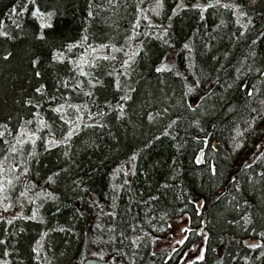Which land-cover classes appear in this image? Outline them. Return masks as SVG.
<instances>
[{
  "label": "trees",
  "instance_id": "16d2710c",
  "mask_svg": "<svg viewBox=\"0 0 264 264\" xmlns=\"http://www.w3.org/2000/svg\"><path fill=\"white\" fill-rule=\"evenodd\" d=\"M228 1L231 2V0H226L222 3H229ZM93 2L100 5L105 4V0H93ZM151 2L155 3L156 0H142L141 7L146 14H149L147 15L153 24L160 28L171 24L168 35L165 37V39L170 38L169 45L164 44L163 40L158 38L160 28L150 29L148 27V21L143 19V14L139 21L140 27L135 29L136 35L130 42H126L125 37L133 34L137 14L136 4L140 3V0H119L118 6L96 8L94 9L96 15L91 18L88 17L89 0H36L41 10L53 12L51 20L47 21L52 27L43 29L40 27L41 21L31 16L32 4L28 5L29 11L26 13L19 16L16 13L9 15L10 8L16 0H0L2 30L16 37L8 39L0 36V54L5 49L14 54L10 63L0 60V96L7 92L11 97L8 99L9 107L0 111V119H3L8 111H11L14 117L19 112L26 118H32L28 115L30 111H39L46 121L53 124L58 138L61 135L59 127L61 121L58 114L53 113L48 107V104L52 102L42 103L40 109L23 104H12V101L20 99L22 94L33 96L34 88L40 84L46 85L48 94L57 96L56 103H63L60 96L65 90L60 87V91L57 92L56 88L59 86L55 84V80L57 76H68L72 65L67 60L63 63L53 62L51 60L52 50L66 43L81 40L84 35H87L88 40L83 41L84 46L73 49L70 55L79 59L83 53L85 59L89 61L93 57H102L110 53L116 56L115 61L100 59L95 69L90 68L88 64L81 65L85 72L102 75L111 68L120 72L119 65L126 58L124 53L136 52L139 42H143L144 46L130 62L132 72L127 83L137 91L129 93L132 97L129 101L120 99L123 92L112 86L113 77L102 75L105 82L103 89L99 87L90 89L88 80L92 79V76L72 74L74 78L70 81L71 83H75L77 79L84 83L81 84L80 91L71 92L70 102L87 103L92 112H103V116H95L94 119L106 126L104 128H84L81 125L80 132L73 137V151L76 152L73 159L76 163L71 165L68 172L62 173L56 184L47 186L49 191L57 194L55 201L43 197L37 200V205L43 203V207H38L36 221L17 218L12 225H5L0 221V239L6 241L0 244V258L7 259L9 264H83L88 258H97L114 264L115 260H120L115 250L118 241L108 240L109 234L106 228L94 229L101 209L93 201L101 205L104 212L116 210L124 213L125 224L121 225V228L135 223L137 219L140 221L135 231L128 229L126 233L129 236L140 237L139 247L134 248L135 264H148L140 255V252L145 249L141 244L142 240L147 237L157 239L155 230L149 227L147 216L153 211L161 210L162 219L159 218L158 222L160 226H163L166 223L164 217L169 213H174L172 206L175 200L182 197L187 199L190 195L194 198L200 196L202 211L199 213L203 214L204 220L208 222L204 227L208 236V240L203 244L204 259L189 260L192 264H223L222 258L235 241H240L243 249L248 248V241L264 242V237L256 234L264 231V217L261 215L264 213V203H261L259 194L252 190V181L249 180V177L256 180L257 174L264 173V155H261L264 153V128L256 135L260 126L264 125V118L257 117L255 122L250 119L256 116L251 109L258 106L257 99L254 98L251 102H247L244 90L240 87L242 83L248 82L250 87L255 85L260 90L256 94L257 97H264V78H260L255 71L247 70L249 66L252 68L260 66L264 60L260 56H249L245 38L241 37L237 40V35L233 36V33L236 34L234 30L237 29H234L232 25L231 19L235 17L230 9L216 7V10L210 7L207 14L208 20L214 26H217L220 20H223L224 24L218 29L210 25L201 32V38H198L195 32L199 23H197V15L193 13L194 9L182 10L169 21L168 16L172 15L170 10L176 7L178 0H164L166 12L162 18L155 12L149 13L148 4ZM191 2L194 3L197 0H191ZM235 2L247 4L248 0H235ZM23 3L24 0H21V4ZM185 3H189V0H185ZM255 7L261 12L260 0ZM14 20L21 24L20 29L15 27ZM40 31L46 33L47 39L37 38ZM146 31L149 33L155 31L157 35L145 36L143 33ZM248 35L252 36V32ZM190 37H196V43L201 45L200 65L205 72L210 74L211 79L206 86L199 85L198 88L189 92V101L196 103L191 108L192 111L185 109L182 87L175 85L174 82L168 84L171 74L177 69L179 57L184 50L185 39ZM105 41L116 44L118 48L123 46V51L112 52L111 49L105 48L92 53L88 48L89 44L95 47ZM234 43L237 45L232 48ZM205 45L211 46L208 52ZM261 48H264V43L258 41L256 50L259 51ZM225 52L231 53L227 65L217 71ZM37 56L40 60L35 70L42 73L40 77L34 75L29 63L30 59H35ZM213 57L216 59L214 60ZM162 59L172 68L156 72L155 69ZM254 60L255 63H253ZM238 68L239 72L236 71ZM188 71L186 68L183 74L188 75ZM234 78L238 80L234 81ZM124 79L121 77L122 82ZM175 89L178 92L174 96ZM87 91H94L95 95L92 97L84 95ZM206 92L211 94L205 100H201L200 97ZM175 97L177 101L172 102ZM34 98L38 99L39 94H35ZM106 100L113 106V111H108ZM118 102L125 105L127 113L122 120L116 119L118 110L115 105ZM180 102L185 110L184 113L179 112ZM165 107L168 108V112L157 116V111L162 112ZM66 112L69 118L75 119L77 116L74 109L67 108ZM147 113H152L154 117L151 122L147 119ZM177 117H179L177 123L169 129L168 134L161 135L171 120ZM196 119L201 121L199 125L192 123ZM83 120L84 123L90 122L86 112ZM35 126L36 121L28 125V128L35 130ZM12 127L13 135H15L16 119L12 121ZM63 130H67V125ZM46 132L47 129L44 128L39 134ZM241 134L244 136H240ZM154 136L159 138L152 139ZM205 137H207V143L204 142ZM257 137L259 141H262L261 144H258ZM84 144H92V147L85 149ZM25 148L30 149L31 145L26 144ZM37 151L40 153L42 163L32 165L29 181L38 186L33 191H38L39 186L45 185L44 176L49 168L54 169L58 162L61 166L64 165V161H57V156L62 149L45 152L41 142L37 141ZM133 152L137 154L135 161L137 171L134 177L131 174L128 176L133 183L114 192L112 185L123 183V173L115 178L110 174L118 165L127 170L131 166L128 158ZM199 156H203L206 163L210 161L212 167L215 166V175L212 174V168L210 170L205 162L196 163ZM45 164L48 168L44 167ZM37 172L39 175L35 174ZM233 176L237 177L236 181L232 180ZM78 178L82 181L79 187L74 183ZM163 182L167 187L161 186ZM237 183L240 185L239 189L236 187ZM261 185H264V181L256 187L259 188ZM25 187H30V184H17L11 189L12 194L5 193L11 197L13 206L7 212L0 206V215L9 219L13 215L31 216L32 204L23 197H20V203L16 202ZM129 187L132 189L131 192L129 191V196L134 204L130 212L126 210L131 202L124 198V188L126 193ZM221 187L226 189L219 194ZM157 192L163 194L159 210L157 205L154 206L157 204L155 200H146L149 195L155 196ZM133 193H135V198H133ZM29 194L32 195L31 192ZM141 195L147 203L140 202ZM78 196H82V199H78ZM113 196L116 201L115 209L110 207ZM33 199H35L34 195ZM137 200L140 203L136 202ZM245 200L248 204H244ZM237 203L241 205L239 209L235 208ZM21 204L23 205L22 213ZM57 205L61 208L60 212L55 210ZM249 205L252 207L249 208ZM77 208L84 213L82 216L75 212ZM245 212L251 214L253 223L250 227L240 219ZM39 216L43 217V222H40ZM116 219L119 221L121 218L118 216ZM233 219L239 220L240 223L237 225L226 223ZM99 222L106 225L108 217L100 216ZM251 227L256 228V233L251 231ZM5 228L8 229L7 232L4 231ZM60 228L70 230L60 231ZM48 229L55 230L48 231ZM45 232L47 235H43ZM38 240L40 260H37L35 254L32 253V248L36 246ZM126 243L131 246L130 240H124L123 244ZM185 246L181 247L175 256L183 252L182 249ZM5 249L9 251L8 257L3 256ZM101 254L103 259L100 258ZM171 262L174 264L173 259L167 264H172ZM256 262L254 263V260L248 257L247 264H262L260 261ZM227 264H230L229 261Z\"/></svg>",
  "mask_w": 264,
  "mask_h": 264
},
{
  "label": "snow or ice",
  "instance_id": "6c2138e0",
  "mask_svg": "<svg viewBox=\"0 0 264 264\" xmlns=\"http://www.w3.org/2000/svg\"><path fill=\"white\" fill-rule=\"evenodd\" d=\"M142 0H140V3L136 4L137 14H136V22L134 23L133 27V34L132 36H126L125 40L126 42H130L133 38V36L136 35L135 29L140 27V19L141 14H143V19L148 21V27L150 29L160 28V26L153 24L150 17L145 13V10L141 7ZM258 3V0H248L247 4L244 3H237L235 0H231L229 3H222V0H209L208 3H201L199 0L197 2L192 3L191 0H189V3H185V0H178V3L176 4L175 8H172L170 11L172 13L171 16H168V20L171 21L173 16H176L179 12L185 9H194L198 10L199 19L203 21L205 19V13L206 11L211 8L216 7H223L226 9H230L232 11V15L236 17L235 23L240 26L239 36L236 37L237 40H239L241 37L245 38L246 46L249 49V56L256 57L260 56L262 60H264V48H261L259 51L256 50V44L258 41L264 43V0H260L261 3V12L257 13L256 11V5ZM32 4L33 8L31 9V16L39 19L41 21V29L43 28H50L52 25L50 23H47V21L51 20L53 16L52 11H43L39 7V5L36 4V0H24V3L21 4V0H16V3L13 4L10 8L9 15L12 13H16L18 16L20 14L26 13L29 11L28 5ZM119 4V0H105L104 5L96 4L93 2V0H89V10H88V17H94L96 13L94 12V9L104 7H112L113 5ZM164 8V0H156L155 5L151 7V11L155 12L156 15H159L161 10ZM243 18V22H242ZM259 20V23H258ZM13 23L15 24V27L17 29L21 28L20 23H16L14 20ZM224 24L223 20H220L219 24H217V28H219L221 25ZM3 27V21H0V36H3L8 39H15L16 37H13L12 34L8 31L2 30ZM171 27V24H169L167 27L160 28L158 38L163 40V43L166 45L170 44V38L165 39V37L168 35L169 28ZM254 30V31H253ZM252 32V36H249L248 33ZM22 34V33H21ZM145 36L148 35H157L155 31L144 32ZM236 34L233 33V36ZM38 39L45 40L47 39L46 33L44 31H40L37 35ZM88 36L84 35L81 40L72 42V43H66L60 48H54L52 50L51 54V60L53 62H61L63 63L65 60L68 61L69 64L72 65L71 68H69V75L68 76H57L55 80V84L59 87L56 88V91H60V87H62L65 91L61 93L60 99L63 100V103H56L57 96L56 95H50L46 91V85L40 84L38 87L34 88L33 96H25L21 95L20 99L13 100L12 104H23L25 106H30L35 109H40L41 104L45 102H52L48 104L49 109L53 112L58 114L59 120L61 121L60 124V130L61 135L58 138L56 136V131L53 128V124L46 121L40 114L39 111L36 112H29L28 115H30L32 118H26V116L21 115L19 112H17L16 116L14 117L11 111H8L7 114L3 117V119H0V206L4 208V211L7 212L9 208L13 206L12 199L9 195H6L5 193L9 192L11 189L15 188L17 184H30V187H25L23 191L20 192L19 197L17 198V203H20V197H23L27 200L28 203L33 205L32 208V214L31 216H23L20 215L19 217L17 215H13L11 219L4 215H0V221H2L5 225H12L13 221L17 218L25 219V220H33L36 221L38 219V207L42 208L43 203H40L37 205V200H39L41 197L55 201L57 199V194L53 191L48 190V185L56 184L58 181V178L62 175V173H66L69 171L72 164H75L76 161L73 159V156L76 155V152L73 151V137L77 136L78 133L81 130V125H83L84 128H104L106 125L104 123H101L99 120L94 119L95 116H103V112H92L89 109V105L87 103H71L69 100V97L71 95L72 91H80L81 90V84L84 82L82 80H76L75 83H71L70 81L73 80V73L78 74L79 76H92V79L88 80V86L90 89H103L104 87V80L102 79L103 76H109L113 77V84L112 86L118 90L123 92V95L120 97L122 101H129L132 99V97L129 95L130 92L134 93L137 91V89H134L130 87V85L127 83L130 73L132 72L131 64L130 62L134 60L135 56L139 54V52L143 49V42H139L137 45L136 52H133L129 54L128 52H125V59L120 63L119 67L121 68L120 72H116L115 68H111L110 71H105L102 73V75H93L92 72H85L84 68L81 66L82 64H88L90 68L95 69L99 63L100 59H103L105 61H115L117 58L114 55H105V56H96L89 61L88 59H85V55L82 53L77 59L74 55H70L72 53L73 49H76L78 47H83V41H87ZM207 47V45H205ZM88 48L91 49L92 53H96L98 50L109 48L112 50V52H121L123 51V46L117 47L116 44L111 43L110 41H105L104 43L97 44L95 47H93L91 44L88 45ZM183 48L188 51L189 56L192 54V46L189 42H185L183 44ZM13 52L5 49L2 54H0V60H2L5 63H10L13 59ZM225 56L228 55L227 52L224 53ZM247 58V57H246ZM215 60L216 57H213ZM40 60V57H36L35 59H30L29 63L31 64L34 75L36 77H40L42 73L40 71H36V66L38 65V62ZM256 61L254 60L253 63ZM109 67H111L109 65ZM172 66L168 65L163 62V59L158 67H156V72H162L164 70H171ZM248 71H255L260 78H264V63H261L260 66L252 68L251 66L248 67ZM237 72L240 71V69H236ZM175 75L177 77H180L182 74L180 72H175ZM121 77H124V81L122 82ZM200 80L193 81L190 85L187 86L188 92H192L194 89L198 88L200 85ZM240 87L244 90V95L246 97L247 102H251L254 98L257 99L258 106L251 109V112L256 113V116L250 117V119L255 122L257 117L264 118V97H257L256 94L260 91L258 88L253 86H249L248 82H244L240 85ZM127 89V91H125ZM35 94H39V98L35 99ZM187 94V93H185ZM211 93L206 92L203 96L200 97L201 100H205ZM84 95L88 97H92L95 95L94 91H87L84 93ZM151 95V93H149ZM183 98V97H182ZM8 99H11L9 96V93L4 92L2 96H0V111H2L4 108H8ZM105 104L108 105V111H113V106L109 104V102L106 100ZM54 105V106H53ZM189 108L193 107V105H188ZM215 107V106H213ZM223 107V106H222ZM71 108L74 109L77 113V116L75 119L67 117L66 109ZM115 108L118 110V115H116L117 120H122L123 117L127 115L125 111V105L123 103H117L115 105ZM85 112L87 113L89 123H84L83 117L85 115ZM168 112V108H163V111H157V116H162L163 114ZM147 119L151 122L154 117L152 116V113H147ZM37 118H39L37 120ZM16 119L17 120V127L15 128V135H13V127H12V121ZM179 117H177L174 120H171V122L168 124V127L164 129L163 133L161 135L168 134L169 129L173 127L177 123V120ZM36 121L35 130L29 129L28 125H32ZM200 120L196 119L192 121L193 124L199 125ZM67 125V130L64 131V126ZM46 128L47 132L44 134L41 133V130ZM11 138V139H10ZM159 137L154 136L152 139H158ZM199 139V137H198ZM37 141L41 142V146L43 147V150L45 152H49L52 149H62V151L59 152V155L57 156V161H64V165L61 166V164L58 162L55 164L54 169L49 168L47 173L44 176L45 185L39 186L38 191H33L37 189V184L32 183L29 181V175L32 173V165L33 164H41L40 159V153L37 151ZM204 142L207 143V137L204 138ZM148 143H151V141H148ZM30 144L31 148L26 149L25 145ZM147 146V144L145 145ZM83 147L85 149L92 147V144H84ZM259 147V146H258ZM202 151V150H201ZM261 155H264L262 153ZM137 159V154L135 152L132 153V155L128 158V162L131 165L130 167L125 170L121 166H117L116 169L113 170L112 175L113 178H115L117 175H120L123 173V183L122 184H113L112 188L114 192L116 190L122 189L125 186H130L133 181L128 178L129 174H131L133 177L136 175V164L135 161ZM196 163H200V158L198 157L196 159ZM247 166V165H246ZM45 168H48V165H44ZM250 167V166H248ZM215 166L212 167V174L215 175ZM36 175H39V172L35 173ZM233 181L237 180V177H232ZM249 180L252 181V190L254 192H257L259 194V199L261 203H264V185H261V187L257 188L256 185L260 184L261 181H264V173L257 174V179L253 180L252 177H249ZM76 183L77 187L80 186V183L82 181L77 179V181H74ZM167 187V185H165ZM236 187L239 189L240 185L239 183L236 184ZM129 191L131 192L132 189L129 187ZM141 193H143V189L140 190ZM32 193L30 195L29 193ZM33 195L35 196V199H33ZM78 199H82V196H78ZM133 198H135V193H133ZM140 202L147 203V201L143 200V195L140 196ZM149 200H158V196L149 195ZM93 203L101 209L100 216H107L108 217V223L106 225H102L99 220L100 216H97V223L94 225V229H101L104 228L107 229L108 232V240L111 241H118V243L123 244L124 240H130L131 246L133 248L139 247V236H129L127 235V230L131 229L135 231L137 224H139V220L137 219L135 223L127 224L126 227L121 228V225L125 224V221L123 220L124 213H120L116 210L104 212L101 205H99L96 201H93ZM199 203V202H197ZM244 204H248V201L245 200ZM112 209L116 208V201L115 196H113V202L110 206ZM241 205L239 203L235 204V208L239 209ZM252 206L249 205V208ZM23 210V205L21 204V213ZM56 212H60L61 208L59 205L56 206ZM126 211L130 212L131 208L129 207ZM75 212L82 216L84 213L80 211V209H75ZM180 212H184V209H177L176 214L179 216ZM199 215V212L197 213ZM262 217H264V213L261 214ZM120 217L121 219L118 221L116 218ZM187 217V213L184 212L183 216H179V219H185ZM244 221V224L246 226L252 225V219L251 214L249 212H245L244 216L240 218ZM40 222H43V217L39 216ZM208 222L206 220H201L202 225H206ZM226 223L237 225L240 223L239 220L233 219L230 221H226ZM155 227L156 225H152ZM55 229H48V231H53ZM60 231H66L70 229L60 228ZM5 232L8 231L7 228L4 229ZM143 231V229H141ZM192 229L187 226V222L184 224V226L181 227V237L180 239L176 240L175 243L183 245L186 240L189 239L187 233L191 232ZM251 231L253 233H256V228L251 227ZM201 244L206 243L208 240V236L205 234L204 231H201ZM260 237H264V231H260L256 233ZM43 235H47V232L43 233ZM150 235V234H149ZM6 241L4 239H0V244H4ZM40 242L39 240L36 241V246L32 248V253L35 254V258L37 260H40L41 257L39 255L40 248H39ZM247 246L252 249H260L259 253L256 255V260H261L262 264H264V242L256 243V242H247ZM194 248H197V245H193ZM117 252V255L120 257L119 264H135V255L131 253L123 252L121 249L117 248L115 249ZM172 251L175 252L176 249L172 248ZM152 256H155L156 253H151ZM187 254L185 253V256ZM4 257L9 256V251L7 249L3 252ZM100 258L103 259V255H100ZM130 258V259H129ZM235 259V257H232ZM116 259L115 257L113 258ZM198 260H203V250H200V255L196 257ZM246 261L248 260V257L244 258ZM0 264H9V261L7 259L0 258ZM185 264H192L191 261H186Z\"/></svg>",
  "mask_w": 264,
  "mask_h": 264
},
{
  "label": "rangeland",
  "instance_id": "374dc122",
  "mask_svg": "<svg viewBox=\"0 0 264 264\" xmlns=\"http://www.w3.org/2000/svg\"><path fill=\"white\" fill-rule=\"evenodd\" d=\"M226 0H222V2H224ZM201 3H208L209 0L207 1H199ZM229 2V1H228ZM155 3L151 2L148 4V10L149 13H154L153 11H151V7L154 6ZM210 9V8H209ZM208 9V10H209ZM216 9V8H214ZM208 10L205 13V19L203 21H201L199 19V14H198V10H194L193 13L197 15V28H196V35L198 36V38L200 37V34L203 30H206L207 28L210 27V25L213 26V28H217L216 26H214L213 23H211L207 17L208 14ZM217 10V9H216ZM257 11V10H256ZM165 12L166 10L163 8L161 10L160 13V18H162V16H165ZM257 13H260V11L258 10ZM148 14V13H147ZM149 15V14H148ZM153 19L157 20L155 17H153ZM235 18L231 19L232 21V25L234 27V30L236 32L237 37L239 36L238 30L240 29V26L237 25L235 23ZM159 21V19L157 20ZM242 22H243V18H242ZM218 29V28H217ZM185 42H189L192 46V54L191 56H189L188 51L187 50H183L179 60H178V65H177V69L171 74L170 76V83L174 82L175 85L177 86H181L182 87V97L184 100V106L185 109L192 111L191 108L188 107V105H194L196 104L193 101H189L188 97H189V92L187 90V86L190 85L193 81L195 80H200V86L204 87L207 84H209V82L211 81L210 79V74L208 72H205V69L200 65V57H201V45H199V43H196V37H190L188 39H185ZM184 42V43H185ZM237 44H232V48H234ZM211 48V46L206 47V51L208 52V50ZM228 55L225 56L224 53L222 55V62L218 65L217 67V71L221 70L222 68H224L227 65V62L229 60V57L231 55L230 52H227ZM218 60V59H217ZM186 68H188V75H184L183 72L186 70ZM180 72L182 75L180 77H177L175 75V72ZM238 80L237 78H234V81ZM233 81V83H234ZM178 89V88H177ZM175 89L173 91V95H176V92H178V90ZM177 90V91H176ZM175 93V94H174ZM187 93V94H185ZM177 99L175 97V99H173L172 102H176ZM182 105V102H180V106ZM181 110H179V112H183L184 113V109L180 108ZM180 114V113H179ZM264 128V125L262 124L260 126V129H258V133L256 135L259 134L260 130ZM262 136V135H261ZM169 138V137H166ZM262 141H259L258 144H261ZM200 158V163L199 164H203V162H205L204 158L202 156H199ZM206 165H208V168L211 170L212 165L210 164V161H207V163L205 162ZM146 184L144 183V186ZM166 183L163 182L161 183V186H165ZM143 186V187H144ZM125 188H124V198L126 201H130L131 204H129L130 208L133 207V199H131V197L129 196V190L128 192L125 193ZM160 192V190H159ZM8 193L12 194V190H10ZM155 196H158L159 199L155 200L157 204H155L154 206H158V210L160 209L161 206V201H163V194L160 193H156ZM195 196V195H194ZM190 199V200H189ZM148 200V198L146 199ZM145 201V200H144ZM199 202V203H197ZM140 203V202H139ZM202 205V201L200 196H196L195 198L193 196L190 195V197L188 196L187 199L182 198H178L177 200H175V203L173 204V211L174 213H169L167 214L164 219L166 220V223L163 226H160V222H158L159 218L162 219V211H153L151 215L147 216V221L150 224V228L155 230L157 239H149V237L145 238L144 240H142L141 244L143 245V247H145L144 250H142L140 252V255L142 256V259H144V261H147L148 264H157L158 262H161V264H167L169 262V260L173 259L175 257V253L183 246H186L182 249V251H184L187 255L185 256L184 253V260L182 261H189V260H198L196 259V257L198 255H200V250H203V254H204V245L201 244V236H200V232L204 231V225L201 224V220H204L203 218V214L197 215V213L200 211H202L201 208ZM145 207V205H144ZM184 209V212L187 213V217H185V219H179V216H183L184 212H180L179 216L176 214V210L177 209ZM187 222V226L189 228L192 229L191 232L187 233L189 239L185 241V243L183 245L177 244L175 243L176 240L180 239L181 237V232L180 229L182 226H184V224ZM152 225H156L155 227H153ZM205 232V231H204ZM205 234L207 235V233L205 232ZM188 244V247H187ZM193 245H197V248H194ZM147 246V247H146ZM121 249L123 252L126 253H131V254H135V249L130 246L128 243L126 244H120L117 243L115 249ZM172 248H175L176 251L173 252ZM260 249H256V250H252L249 247L245 248V253L248 257L252 258V260H254V263L256 261H260V263H262L261 260H256L255 257L256 255L259 253ZM155 252L156 255L152 256L151 253ZM162 256V258L158 259L157 256ZM232 255V250L228 251L225 256L222 258V263L223 264H227V262L229 261V257ZM119 258V256H118ZM138 261V260H137ZM180 261V263L182 262ZM136 262V259H135ZM257 263V262H256ZM114 264H119V260H115Z\"/></svg>",
  "mask_w": 264,
  "mask_h": 264
},
{
  "label": "bare ground",
  "instance_id": "6f19581e",
  "mask_svg": "<svg viewBox=\"0 0 264 264\" xmlns=\"http://www.w3.org/2000/svg\"><path fill=\"white\" fill-rule=\"evenodd\" d=\"M170 79V78H169ZM168 84L170 83V80L168 82ZM240 136H244V134H241ZM261 136V135H260ZM258 138V139H257ZM256 140L259 142V137H257ZM203 157V156H202ZM196 165V164H195ZM197 166V165H196ZM263 170V168H262ZM226 188L225 187H221V189L218 191V193L220 194L221 192H223ZM136 202H139V200H137ZM157 233V231L155 232V234ZM157 237V236H156ZM188 247V246H187ZM245 249V248H244ZM243 249V246H241L240 241H235L234 245L230 247L229 251L232 250V255H231V259L229 260L230 264H247V261L244 259L245 257H248L245 253ZM232 257H235V259H233ZM158 259L162 258V256H157ZM174 260V264H178L180 263V261L184 260V251L181 252L179 255L175 256L173 258ZM172 263V262H171ZM110 264V263H109ZM173 264V263H172ZM180 264H185V261H182Z\"/></svg>",
  "mask_w": 264,
  "mask_h": 264
},
{
  "label": "water",
  "instance_id": "95a60500",
  "mask_svg": "<svg viewBox=\"0 0 264 264\" xmlns=\"http://www.w3.org/2000/svg\"><path fill=\"white\" fill-rule=\"evenodd\" d=\"M83 264H109L108 261H103L97 258H88Z\"/></svg>",
  "mask_w": 264,
  "mask_h": 264
}]
</instances>
